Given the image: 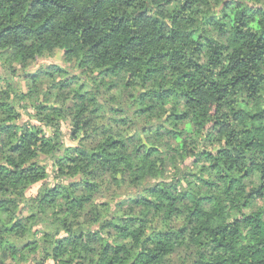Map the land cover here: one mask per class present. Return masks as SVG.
I'll return each instance as SVG.
<instances>
[{"label":"clouds","instance_id":"1","mask_svg":"<svg viewBox=\"0 0 264 264\" xmlns=\"http://www.w3.org/2000/svg\"><path fill=\"white\" fill-rule=\"evenodd\" d=\"M28 2L31 3V0ZM235 2L240 4L239 8L232 9L237 20L247 22L259 16L264 22V0ZM130 3L133 9L131 13L126 8L113 10L105 6L102 14L88 17L87 22L93 23L95 28L89 31L88 40L91 43L87 45L76 36L66 37L62 29L67 17L55 6L39 11L31 9L36 12L35 19L30 17L25 19L28 13L22 10L16 22L23 24L29 31L0 39V71L5 73L8 72L10 65L16 66L19 72H24L25 69L20 66L28 63L29 58L35 61V66L29 64L27 71L35 72V68L40 67L37 52L42 54L47 50L52 53L59 49L63 57L59 65L54 59H50L51 67L47 65L43 67L44 71L38 76L39 79L32 82V95L27 100L18 98V90L14 84L8 89L9 95L17 97L10 101L11 104L17 105L16 111L20 110V106H24L29 117H35L36 126L32 128L30 121L29 130L35 132L37 138L25 143L20 154L22 159L30 162V159L36 157V153L43 149L51 158L48 166L52 168L53 175H60L55 171L54 162L60 155H72L79 159V152L71 151L73 146L87 149L89 152L103 149L98 161L77 174L84 179L87 178V171H93L91 179L95 185L93 192L84 194L89 202L78 213L86 222L82 226L95 230L97 225L112 217H117L115 223H120V217H142L140 221L125 220L124 232L107 230L112 232L113 239L119 236L123 240L130 235L132 240L128 250L131 251L141 243L139 236L145 232L146 227H151L155 241L158 239L156 230L160 228L162 222L166 223L169 239L160 244L154 243L149 249L158 254L156 264H264V187H261L264 181L259 179L260 175H264V171L254 175L247 165L240 162L238 168L241 170V179L237 181L234 191L215 193L214 203L207 201L195 203L203 190V179L214 177L211 173L205 176V172L200 171L191 161L201 148L208 144V140L203 138V132L211 130L212 138L219 139L215 136L210 122L217 118L221 121L230 119L225 117L223 112H230L231 109L222 107L219 112L212 115L216 111V103L215 93L211 90L201 93L203 98L197 99L195 103L185 104L183 99H178L185 91L180 84L173 86L172 94L166 99L161 98L165 84L172 82V73L166 68H161L158 75L145 76L141 67L143 60L136 63L125 61L122 45L127 44V32L142 34L143 26L135 22V29L129 27L124 34L117 37L111 34V26L106 18L110 15L131 17L135 15V10L142 8L151 9L150 15L156 12L153 0H130ZM182 3L183 0H172L171 4H165V14H173V10L179 11ZM76 7L80 10V4ZM198 7L207 12L208 8L215 10L218 5L216 0H205V3L198 4ZM256 9L259 11H255ZM41 24H44L48 31H42ZM91 44H96L97 47L89 52ZM65 49L77 54L63 55ZM141 50L145 56L149 54L147 49ZM79 53L84 54V63H81ZM201 63L203 67L197 70L199 82L210 80L217 69L212 68L209 73L207 69L210 65L206 60ZM108 65L112 66L110 71H102ZM184 67V64L177 62V71L181 74ZM253 71L264 74V65H259ZM80 84H84L85 87L80 88ZM137 84L138 88L134 86ZM189 85L195 87L190 81ZM230 90L240 98H245L244 94L249 92V86L241 82L237 88ZM53 92L55 94L51 95ZM81 93L85 95V101L78 99ZM44 103L55 106L56 113H59L60 109L64 111L57 115L51 111L33 113L29 110L38 109ZM247 103L250 111L264 109V89L251 100H247ZM117 107L123 110L122 115L116 113ZM93 108H99L100 111L90 118L88 113ZM109 108H112L111 113L108 112ZM177 110L181 113L187 112V117L182 116L177 121L175 115H171ZM54 115L55 119L52 118ZM73 118L75 121L89 120L90 126L81 127L75 142L69 140L66 145V133L61 130L59 122L71 124ZM96 121H99V124ZM149 126V131H141L142 128ZM102 132L104 134H101ZM89 134L92 138L82 139ZM255 134L258 137V148L253 151L264 157V121L261 122L259 132ZM19 136L18 131L15 139H19ZM113 137L121 141L122 147L111 145ZM241 140L247 142L246 137H242ZM241 140L236 143L239 144ZM65 147H68V152L64 151ZM108 156L111 159H107ZM40 158L43 157H37L38 160ZM81 167L83 168V165ZM261 168H264V163L261 164ZM245 169L249 170L247 177L242 175ZM193 172L194 176L189 175ZM44 179L46 183L41 191L47 189L48 184L54 183L47 176ZM61 182H64L63 177ZM157 193L159 197L152 201L151 197ZM62 195L70 196L71 193L66 190ZM49 196L52 198L55 193H49ZM167 197L171 199L166 201ZM133 200L140 203L136 204ZM104 202H107V205L101 208L100 205ZM118 203L120 207H116ZM242 203L246 206L247 212L241 207ZM190 204L197 209L195 215L189 208ZM169 208L180 211L166 217L162 209ZM249 214L252 217L251 222L245 219ZM178 216L185 219L178 222ZM93 220L95 224L87 223ZM188 220L192 223H188ZM257 224L260 225L259 228L256 227ZM181 225L186 230L185 234H191L194 238L186 239L179 233L172 236V231ZM225 229L228 231L225 232ZM107 232L104 233L105 241L109 239ZM196 233H199V236H196ZM217 234L228 236L219 247H216L217 241L210 238ZM102 246L96 245L98 251ZM161 248H167L169 255L163 256ZM0 264L20 262L10 253L5 257L4 247H0ZM57 264H63V260L57 261Z\"/></svg>","mask_w":264,"mask_h":264},{"label":"trees","instance_id":"2","mask_svg":"<svg viewBox=\"0 0 264 264\" xmlns=\"http://www.w3.org/2000/svg\"><path fill=\"white\" fill-rule=\"evenodd\" d=\"M171 3L172 0H162V2L153 0L156 12L151 15V9L142 8L135 10V15L131 17L110 15L106 19L111 26V34L117 37L124 34L129 27L135 29V22L143 26L142 34L134 31L127 32V44L122 45V54L125 61L131 63L143 60L141 67L145 76L158 75L161 68H166L172 73V82L165 84L161 98L166 99L172 94L173 86L180 84L185 91L178 99H183L185 104L195 103L197 99L203 98L201 93L211 90L215 93L214 102L216 103V111L212 115L219 112L222 107L231 109L230 112H223V115L230 119L221 121L217 118L210 122L215 136L219 139L212 138L211 130L208 132L202 130L203 138L208 140V144L202 147L191 161L200 171L205 172V176L211 173L214 177L203 179V190L195 203L205 201L214 203L215 193L234 191L237 187V181L241 179V170L238 168L240 162L247 165L254 175L264 171V168H261L264 157L258 156L253 151L258 148V137L255 133L259 132L261 122L264 121V109L250 111L247 103V100H251L264 89V74L253 71L259 65H264V22L259 16L247 22L237 20L232 9L239 8L240 4L235 0H216L218 7L215 10L208 8L207 12L198 7V4H204L205 0H183L179 11L173 10V14L166 15L164 5ZM77 4H80V10H77ZM52 6L61 10L67 17V22L62 29L66 37L76 36L86 45L91 43L88 40L90 29L95 28L93 23L87 22L88 17L102 14L105 6L113 10L126 8L129 13L133 12L130 0H83L82 3L81 0H66V2L64 0H31V3L28 0H0V39L29 31L23 24L16 22L22 10L28 13L25 19L29 17L35 19L36 12L31 9L39 11ZM255 11L258 12L259 9ZM240 15L242 16L243 13ZM4 21H10V23H4ZM40 27L42 31H48L44 24ZM96 47V44H91L89 52ZM141 49H147L149 54L145 56ZM57 50L55 49L52 53L45 50L42 54L37 52L36 55L39 56L40 61L51 57ZM76 54L65 49L63 55L75 56ZM79 55L81 63H84V54L79 53ZM205 60L210 65L207 71L211 73L212 68H216L217 72L210 80L199 82L197 70L203 67L201 61ZM177 62L185 66L182 74L177 71ZM29 64L35 66V61L29 58L28 63L22 64L20 67L25 69L24 72H19L16 66L10 65L7 73L0 74V247H4L5 257L10 253L20 264H48V262L57 264V261L61 259L63 264H156L158 254L149 249L154 243L160 244L169 239L170 234L166 223L162 222L160 228L156 230L158 239L155 241L151 227H146L145 232L139 236L141 243L131 251L128 250L132 240L130 235L123 240L119 236L113 239L112 232L107 230L124 232L126 231L125 220L140 221L142 217H120V223H115L117 217H112L97 225L95 230L82 226L86 222L78 213L89 202L84 194L93 192L95 185L91 179L93 171H87V178L84 179L77 174L98 161L103 149L89 152L87 149L73 146L71 151L79 152V159L72 155H60L54 162L55 171L60 175H53L52 169L50 171L48 164L44 163L45 161L51 163V158L43 149L37 152L36 157L31 158L30 162L22 159L20 154L25 143L37 138L36 133L29 130L30 121L32 128L36 126L35 117L30 118L24 106H20V110L16 111L17 105L11 104L10 101L17 97L9 95L8 89L14 84L18 90L19 99L27 100L32 95V82L39 79L38 76L44 71L45 65L35 69V72H29L27 71ZM47 66L51 67V64ZM52 67L54 68L55 65ZM111 67L108 65L102 71L109 72ZM221 77L223 79H220ZM189 81L195 84V87H191ZM241 82L249 86V92L244 94L245 98H240L230 90L237 88ZM134 86L139 87L138 84ZM79 87L84 88L85 85L80 84ZM54 94V92L51 93V95ZM78 99L85 101L86 97L81 93ZM29 110L33 113L36 111L56 113V107L51 103H44L38 109L30 108ZM77 110L79 111V105ZM63 111L60 109L56 114L59 115ZM99 111V108H93L88 116L91 118ZM108 112L111 113L112 108H109ZM122 112V109L116 108V113L122 115ZM24 114L29 117L26 121L23 119ZM171 115H175L176 120L179 121L182 116L187 117V112L181 113L177 110ZM52 118L55 119L56 116ZM59 123L61 130L64 131V122ZM96 123L99 124V121ZM88 126H90L89 120L75 121L73 118L68 133L65 131V144L67 145V139L75 142L81 127ZM149 130L150 126L141 129L142 132ZM18 131L19 139H15ZM242 137L247 138L246 143L241 140ZM90 138H92L91 134L88 137H82L85 140ZM238 140H241L239 144L236 143ZM111 145L122 147L121 141L116 137L112 138ZM111 145H109V151ZM181 146L183 147L182 142ZM149 150L151 151V148ZM64 151L68 152V147H65ZM37 157L43 158L38 160ZM106 158L111 159L110 156ZM189 175L194 176L195 173ZM242 175L247 177L249 170H243ZM45 176L49 179L52 177L51 180L54 183L48 184L47 189L41 191L46 183ZM61 177H63V183ZM259 179L264 181V175H260ZM38 183L41 185L37 192L28 195L29 190ZM261 187H264V183ZM66 190L71 193L70 196L62 195ZM49 193H55V196L50 198ZM158 197L159 193L152 196L151 200L155 201ZM165 199L167 201L171 197ZM133 202L140 203L136 200ZM106 205L107 202H104L100 206L104 208ZM116 207H120V203ZM241 207L245 212L248 211L243 203ZM189 208L195 215L197 209L192 204ZM162 211L167 217L180 210L169 208ZM183 219L185 217L178 216V222ZM245 219L252 221L250 214L246 215ZM238 220L237 215L236 221ZM87 223L95 224V221ZM188 223L192 221L188 220ZM256 227L259 228L260 225L257 224ZM227 231L225 229V232ZM105 232L109 237L107 241L104 238ZM177 233L184 235L186 239L194 238L191 234H185L183 225L174 229L171 235L176 236ZM196 236H199V233H196ZM210 238L215 239L216 247H219L221 242L228 239V236L217 234ZM98 244L103 245L99 251L96 247ZM161 254L168 256V249L161 248Z\"/></svg>","mask_w":264,"mask_h":264},{"label":"rangeland","instance_id":"3","mask_svg":"<svg viewBox=\"0 0 264 264\" xmlns=\"http://www.w3.org/2000/svg\"><path fill=\"white\" fill-rule=\"evenodd\" d=\"M50 59H54V60L56 61V63H61V62H62V54H61L60 50L58 49L57 51H55V52L52 54L51 57L40 60V61H39L40 67H41L42 65H48ZM37 68H39V67H36L35 69H37ZM1 73H2V71H0V74H1ZM18 79H19V78H18ZM23 119H24L25 121L28 120V119H29L28 115L24 114ZM69 128H70V124H67V123L64 122V123H63V129H64V131H66V133H68ZM68 141H69V140L67 139L66 143H68ZM44 163L49 164V163H47V161H45ZM48 168H49V170L51 171L52 168L49 167V166H48ZM51 179H52V177L50 178V180H51ZM40 185H41V184L38 183V184H36L35 186H33L32 189L29 190L28 195H33V194H35V193L37 192V190H38V188H39ZM50 264H52V263L50 262Z\"/></svg>","mask_w":264,"mask_h":264}]
</instances>
